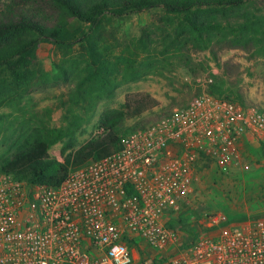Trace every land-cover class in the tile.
Masks as SVG:
<instances>
[{"label": "built area", "instance_id": "obj_1", "mask_svg": "<svg viewBox=\"0 0 264 264\" xmlns=\"http://www.w3.org/2000/svg\"><path fill=\"white\" fill-rule=\"evenodd\" d=\"M193 82L187 105L123 134L119 151L58 187L0 174V264H264V219L213 216L184 252L173 251L180 237L168 216L201 167L227 173L248 137L264 144L263 109L212 94L210 72Z\"/></svg>", "mask_w": 264, "mask_h": 264}, {"label": "trees", "instance_id": "obj_2", "mask_svg": "<svg viewBox=\"0 0 264 264\" xmlns=\"http://www.w3.org/2000/svg\"><path fill=\"white\" fill-rule=\"evenodd\" d=\"M48 1L54 13L50 20L25 12L0 18V134L9 116L3 108L15 107L24 116L7 138L0 174H11L29 186L58 187L71 172L119 151L123 134L147 127L123 131L125 120L138 119L157 105L150 94H130L120 109L100 115L102 133L75 149L78 134L96 117L100 103L115 97L126 82L151 72L147 70L154 68L157 54L166 58L187 46L207 50L216 41L228 40L235 48L253 45L264 55V18L252 11L255 0ZM153 10L163 14L165 23L156 27L163 46L159 53L154 30L141 28L128 39L118 37L114 23ZM43 42L62 56L55 74L37 63L36 52ZM69 79L76 84L60 101L62 126L51 125L50 108L24 113L22 104L33 91ZM229 90L226 96L216 81L210 88L212 94L244 105L239 93ZM58 144L63 145L62 161L50 156Z\"/></svg>", "mask_w": 264, "mask_h": 264}, {"label": "rangeland", "instance_id": "obj_3", "mask_svg": "<svg viewBox=\"0 0 264 264\" xmlns=\"http://www.w3.org/2000/svg\"><path fill=\"white\" fill-rule=\"evenodd\" d=\"M252 11L264 18V0H255ZM20 12L48 20L54 15L48 0H0V18ZM162 15L159 11H146L114 23L113 28L122 39L132 37L141 28L154 30L153 38L159 53L163 46L156 27L165 24ZM231 21L235 23L238 19ZM36 56L43 71L57 73L56 66L62 56L52 44L41 43ZM156 56L154 68L147 70L151 72L137 81L126 82L117 90L115 97L100 103L96 117L78 134L75 149L97 136L100 115L107 110L120 109L127 95L147 93L157 105L138 119L125 120L124 132L136 126H149L174 108L187 105L198 92L193 79L207 72L214 75L216 85L227 92L226 96L232 89L243 98L244 106L254 105L264 110V55L255 46L235 48L228 40H221L207 50L187 46L182 51L167 54L166 58L160 54ZM75 84L76 80L69 79L33 91L22 104L26 109L24 113L50 108L53 111L51 125L62 126L60 101L66 98ZM1 111L9 116L0 134V155L9 147L7 138L17 122L24 118L15 107H5ZM17 117L20 119L16 120ZM62 147V144L54 146L50 156L62 161ZM239 155L240 163L227 173L216 164L203 165L193 183V193L178 211L168 216V223L176 227L180 237L174 252H184L192 241L204 234L213 216H225L231 224L264 219V144L253 137L248 138L242 143Z\"/></svg>", "mask_w": 264, "mask_h": 264}, {"label": "crops", "instance_id": "obj_4", "mask_svg": "<svg viewBox=\"0 0 264 264\" xmlns=\"http://www.w3.org/2000/svg\"><path fill=\"white\" fill-rule=\"evenodd\" d=\"M248 138H252V137H248ZM248 138H247V139H248ZM253 139H254V138H253Z\"/></svg>", "mask_w": 264, "mask_h": 264}]
</instances>
